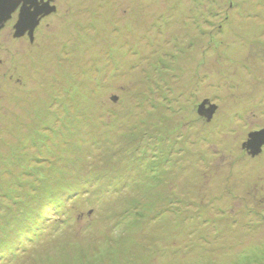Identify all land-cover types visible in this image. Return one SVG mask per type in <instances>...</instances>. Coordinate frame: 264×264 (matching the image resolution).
Wrapping results in <instances>:
<instances>
[{"label":"rangeland","instance_id":"obj_1","mask_svg":"<svg viewBox=\"0 0 264 264\" xmlns=\"http://www.w3.org/2000/svg\"><path fill=\"white\" fill-rule=\"evenodd\" d=\"M52 5L1 39L0 264H264V0Z\"/></svg>","mask_w":264,"mask_h":264},{"label":"water","instance_id":"obj_2","mask_svg":"<svg viewBox=\"0 0 264 264\" xmlns=\"http://www.w3.org/2000/svg\"><path fill=\"white\" fill-rule=\"evenodd\" d=\"M20 8L18 23L16 25V38L24 37L28 32L30 38L34 39V32L39 26L41 19L57 11L51 1L45 0H0V30L12 18L13 14ZM113 102L118 101V97L112 98ZM207 103L201 106L199 114L207 117L208 122L212 121L217 107L212 106L205 109ZM264 147V130L256 132L243 148L247 149L252 156L260 155Z\"/></svg>","mask_w":264,"mask_h":264},{"label":"flooded vegetation","instance_id":"obj_3","mask_svg":"<svg viewBox=\"0 0 264 264\" xmlns=\"http://www.w3.org/2000/svg\"><path fill=\"white\" fill-rule=\"evenodd\" d=\"M46 1V0H45ZM47 2V1H46ZM52 4H53V0L51 1ZM19 14H20V8L13 14L12 18L5 24V26L3 27L2 30H0V50H3L5 48V45H6V42L5 41H1L2 39V35H3V32L6 31V29L10 26H13L14 27V30H15V36L13 35L12 36V31L9 33V38H10V41L12 43L13 41V44L15 43V41L17 40L16 38V25L18 23V19H19ZM43 19V18H42ZM28 36H29V33H28ZM25 37V36H24ZM30 38V37H29ZM5 39V38H4ZM34 40V39H33ZM31 38H30V41L32 42L33 41ZM12 46V45H11ZM10 52H15V50L11 47L10 48ZM1 53L3 54L2 51H0V66L2 65V62H3V59L1 58ZM263 150H264V147H263Z\"/></svg>","mask_w":264,"mask_h":264}]
</instances>
